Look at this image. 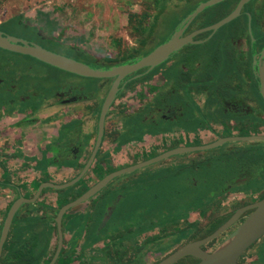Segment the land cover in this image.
I'll return each instance as SVG.
<instances>
[{
  "label": "flooded vegetation",
  "instance_id": "flooded-vegetation-1",
  "mask_svg": "<svg viewBox=\"0 0 264 264\" xmlns=\"http://www.w3.org/2000/svg\"><path fill=\"white\" fill-rule=\"evenodd\" d=\"M209 1L144 0L142 10L130 14L117 33L98 36L39 10L0 22L5 35L105 71L139 62L177 33L182 39L192 37L158 66L121 80L95 160L100 170L82 179L84 187L73 198L113 173L122 174L71 210L76 225L67 231L56 264H157L215 232L239 208L264 198V97L259 77L264 68V0H222L193 16ZM238 9L237 17L212 28ZM14 19L29 36L2 29ZM14 53L71 78L49 82V75L33 66L0 63V154L7 151L10 159L27 165L28 176L56 167L73 169L72 180L97 145L101 113L117 77L83 76ZM212 164L222 171L210 177L204 170L213 169ZM201 172L206 174L202 178ZM176 179V197L214 202L208 207L166 204L157 211L143 206L145 199L159 198L162 191L155 187ZM43 208L34 207L28 215L43 211L39 220L47 221ZM252 211L203 249L213 250ZM32 219H24L26 227L17 242L20 258L13 264H49L57 251V229L53 247L49 250L47 244L43 252L38 244L43 234L28 225ZM199 261L188 255L175 264ZM237 264H264V235Z\"/></svg>",
  "mask_w": 264,
  "mask_h": 264
},
{
  "label": "water",
  "instance_id": "water-1",
  "mask_svg": "<svg viewBox=\"0 0 264 264\" xmlns=\"http://www.w3.org/2000/svg\"><path fill=\"white\" fill-rule=\"evenodd\" d=\"M220 1L222 0H211L205 4H202L197 9L195 14H193V16H196L206 7L216 4ZM239 11L240 9L236 10L227 19L223 20L222 22H220L216 26H213L212 28L216 30L221 25L231 21L233 18L239 15ZM179 34L180 33L175 34L170 41L159 46L151 54L142 58L137 63L115 67L112 68L111 70L105 71V70L93 69L84 63L78 62L74 59L65 57L63 55L56 54L52 51L43 48L42 46L30 45L27 41L23 39L11 35H5L2 31H0V48L18 52L21 54L30 55L60 69L83 76H91L94 78L117 77L112 89L108 94L107 100L104 105V109L101 113L97 145L91 155L90 160L85 165V167L80 172V174L76 178L63 183L54 182L48 180L47 179L48 177H45L46 180L43 181L42 183L36 184L33 187V192L31 193H27V192L24 193L22 190L23 188L17 189L18 192L16 194V197L11 202V204H9L0 228V264L13 263V260H9V261L6 260L8 251L5 250L6 244H8V246H12V244H14L16 239L17 240L20 239L18 238L19 236H16L14 239H12L13 235L11 232L13 226L16 222H19L21 218H23L21 220L22 222H24V219L30 216L28 215V213L32 212L33 208L38 206V202H40L45 197L47 192H55L58 194V198H59V199L57 198L58 213L54 222L52 221L54 224L53 227L54 229H49L50 232L52 231V235L53 232H55V229H57L58 232L59 244L57 247V251L49 264L57 263L64 248L65 238L69 237V233H67L68 229L64 230V221L66 215H70L72 209L86 203L91 198L96 196L109 184L110 181H112L118 175L122 174V172L113 173L93 184L85 193H83L78 198L76 199L73 198L75 197V194L78 191H81L84 187L83 186L84 183L82 182V179L86 178L85 176L87 174H91L92 172L96 174L100 170L99 169L100 166L96 165L95 160L103 140L104 129H105L104 124H105L107 111L117 96L121 80L126 78L128 75L145 67H150V69H152L155 66H158L159 64L164 62L172 52L178 50L183 44L187 43L189 40L192 39L191 36H189L186 39L185 38L182 39L179 37ZM262 55L264 57V49ZM259 77L262 80L261 93L262 96L264 97V68L261 69ZM253 138L254 137H250L247 139H253ZM257 138L260 137L257 136ZM261 138L264 139V137ZM218 144L219 142L209 147L212 148L217 146ZM172 153L175 152L167 153L163 156L158 157L157 159L152 160L151 162L163 159ZM0 165H1V161H0ZM24 167L28 169L27 165H24ZM47 169L48 168H40L38 170L40 174L47 175ZM25 173L27 174V170ZM6 182H8V185H3L1 183L0 186H5V187L11 186L9 181ZM27 194H30V197L27 196ZM1 208H2V204H0V209ZM250 209H253V211L242 222V224L237 229H235L227 238H225L220 244H218L213 250L207 251L203 249V246L211 243L217 237L225 233L233 224H235L239 220L242 214H244L247 210ZM24 211L27 212L26 215H23ZM74 221L75 220L72 219V217L70 216L69 223L73 222V226H71L72 228L76 225ZM263 235H264V198L252 204H249L248 206L239 208L229 218V220L225 222L223 225H221L218 229H216L215 232H213L212 234H210L209 236L203 239L188 243L187 245L176 250L175 252H173L172 254H170L169 256H167L157 264H175L180 259L188 255L200 259L199 263L197 264H237L240 256H242L247 251L248 248H250L258 240H260V238ZM48 236L50 237V233ZM48 248L49 250L51 248L50 242H48Z\"/></svg>",
  "mask_w": 264,
  "mask_h": 264
},
{
  "label": "rangeland",
  "instance_id": "rangeland-1",
  "mask_svg": "<svg viewBox=\"0 0 264 264\" xmlns=\"http://www.w3.org/2000/svg\"><path fill=\"white\" fill-rule=\"evenodd\" d=\"M144 0H0V22L8 20L13 16L29 13L34 14L36 10L40 13L54 17L55 19H61L65 23H69V26L73 28L80 29L86 32H92V34L98 36L105 33L114 32L117 33L118 30L125 26L130 14H137L142 10V4ZM2 29L17 35L29 36L26 30L20 28V26L15 23V19L5 22ZM0 63L13 64L19 66H33L39 71L46 72L49 75V82L54 80L60 81L61 79H70V75L62 72L56 68L49 65L40 64V62L32 60L31 57L23 56L14 52L3 50L0 48ZM212 164L211 166H214ZM206 168V167H204ZM203 171V170H202ZM222 170L218 169L215 165L213 169L204 172L210 175H219ZM205 173H200L201 178ZM203 174V175H201ZM215 178V177H214ZM214 181V180H213ZM180 181L178 179L172 180L167 184H161V186L155 187L154 190L162 191L158 199L149 200L151 198L145 199L143 206H150L155 211L158 207L169 205L171 207H178L180 205L184 206H195L201 205L208 207L214 201L203 197L198 200L192 197H176L173 193L175 188L179 187ZM205 187H203L204 189ZM255 190H259L254 187ZM166 191V193H163ZM29 208V207H27ZM70 215H66L64 221V230H69L73 226V222L69 223ZM76 222V221H74ZM41 242L39 248L45 252L47 250V244L49 236L47 233H43L40 237Z\"/></svg>",
  "mask_w": 264,
  "mask_h": 264
},
{
  "label": "crops",
  "instance_id": "crops-1",
  "mask_svg": "<svg viewBox=\"0 0 264 264\" xmlns=\"http://www.w3.org/2000/svg\"><path fill=\"white\" fill-rule=\"evenodd\" d=\"M0 161H1V165H0V182L3 181V179L5 178V176L8 175V179H9V183L11 186H0V204H2V208L0 209V228H1V224L2 221L4 219V215L6 213V210L9 206V204H11V202L14 200V198L16 197V194L18 192V188H23V192H27V193H31L33 192V187L36 184L42 183L43 181H45V177H48L47 179L54 181V182H58V183H63V182H67L68 180H70L74 174H73V169L72 172L71 170H56V167H50L47 169V175L44 174H40L37 173L35 175L32 176H28V174H26V168L24 167V165H21L20 163L10 159L7 156V151H4L3 153L0 154ZM90 175H94V173L92 172ZM1 184V183H0ZM57 198H58V194L55 192H47L45 197L38 202V207H44L43 210H45L48 214V219L47 221L45 219L43 220H39L40 217L43 216V211L40 212H35L33 213L32 217L33 218L28 225L31 226L32 225V229L33 230H37L40 233H47V235H49L50 233V246L53 247V244L56 240V231L53 232L52 235V231L50 232L49 229H54V224L51 220L52 216L54 215L55 211L58 208V203H57ZM27 212L24 211L23 215H26ZM22 215V216H23ZM23 219V218H21ZM20 219L19 222H16L13 226L12 229V239H14L16 236H19L18 238H22V232L26 227V224L22 222V220ZM47 227V232L45 231V228ZM11 239V240H12ZM50 252V251H49Z\"/></svg>",
  "mask_w": 264,
  "mask_h": 264
},
{
  "label": "trees",
  "instance_id": "trees-1",
  "mask_svg": "<svg viewBox=\"0 0 264 264\" xmlns=\"http://www.w3.org/2000/svg\"><path fill=\"white\" fill-rule=\"evenodd\" d=\"M6 181H9L8 175L5 176V178L3 179V182H0V183H2L3 185H8V182H6ZM17 241H19V239L18 240L16 239L14 244H12V246H8V244H6L5 250L8 251L7 256H6L7 261L15 260L16 258H20V254H19L17 246H16L18 244Z\"/></svg>",
  "mask_w": 264,
  "mask_h": 264
}]
</instances>
